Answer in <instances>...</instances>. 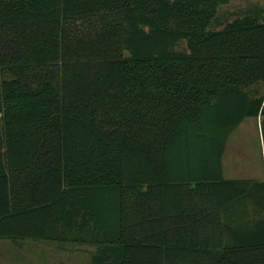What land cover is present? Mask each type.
Masks as SVG:
<instances>
[{
	"label": "trees",
	"instance_id": "1",
	"mask_svg": "<svg viewBox=\"0 0 264 264\" xmlns=\"http://www.w3.org/2000/svg\"><path fill=\"white\" fill-rule=\"evenodd\" d=\"M228 2L0 0V241L88 231L89 264H264L220 221L244 193L228 137L262 115L264 141V21L209 30Z\"/></svg>",
	"mask_w": 264,
	"mask_h": 264
},
{
	"label": "rangeland",
	"instance_id": "2",
	"mask_svg": "<svg viewBox=\"0 0 264 264\" xmlns=\"http://www.w3.org/2000/svg\"><path fill=\"white\" fill-rule=\"evenodd\" d=\"M245 15L257 17L259 21H264V0H229L225 6L218 7L215 17L212 19L209 30L219 31L235 19ZM178 51H187L186 43L180 42L176 47ZM126 56V53L124 52ZM96 67H101L97 65ZM9 77V73H4ZM249 95L252 97H261L264 94V85L257 84L249 88ZM261 121V118H259ZM236 131V132H235ZM234 137L229 141L238 144L239 150L244 148V153L249 155L252 165L258 164V156L261 152L259 138H262L256 119H249L236 129ZM233 140V141H232ZM231 144V146H232ZM253 184V185H251ZM248 186L249 192H259L261 199L260 187L257 183H251ZM264 191V190H263ZM252 194L248 195V198ZM55 236L60 241L50 242H28L24 247L16 249L7 243H0V262L11 264H89L90 257L95 253L96 248L89 244V232L78 233L59 229ZM13 264V263H12Z\"/></svg>",
	"mask_w": 264,
	"mask_h": 264
},
{
	"label": "crops",
	"instance_id": "3",
	"mask_svg": "<svg viewBox=\"0 0 264 264\" xmlns=\"http://www.w3.org/2000/svg\"><path fill=\"white\" fill-rule=\"evenodd\" d=\"M262 117V115H259L256 118L260 134ZM259 118H261V121ZM246 119L243 120V122L246 121ZM243 122L237 129H239ZM235 132L230 134L225 145L224 154L221 159L222 177L226 181L236 182L241 186L244 193L236 201L225 206L220 212L224 245L227 247L264 245V141L261 137L259 138L261 152L258 156V164L252 165L249 155L247 157L244 153V148H242L243 151L239 150L236 142L232 144L229 141L231 137H234L232 135H234ZM251 183H257L260 187V200L257 189H252L256 190V192H249L248 186ZM249 194L252 195L248 198ZM28 242L37 243L43 241H0V243H7L6 245H10L16 249L24 247ZM259 252L260 251H257L256 253L258 254ZM241 260L245 264H255L250 258L245 260L244 256L241 257ZM12 263L16 264V261L13 262L12 260L11 264ZM0 264L7 263L0 262Z\"/></svg>",
	"mask_w": 264,
	"mask_h": 264
}]
</instances>
